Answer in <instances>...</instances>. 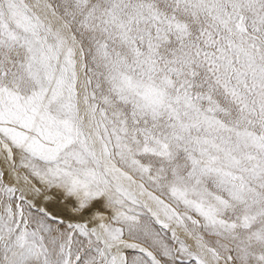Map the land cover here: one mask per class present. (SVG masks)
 <instances>
[{
  "label": "snow or ice",
  "instance_id": "6c2138e0",
  "mask_svg": "<svg viewBox=\"0 0 264 264\" xmlns=\"http://www.w3.org/2000/svg\"><path fill=\"white\" fill-rule=\"evenodd\" d=\"M0 264H264V0H0Z\"/></svg>",
  "mask_w": 264,
  "mask_h": 264
}]
</instances>
